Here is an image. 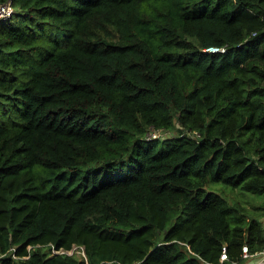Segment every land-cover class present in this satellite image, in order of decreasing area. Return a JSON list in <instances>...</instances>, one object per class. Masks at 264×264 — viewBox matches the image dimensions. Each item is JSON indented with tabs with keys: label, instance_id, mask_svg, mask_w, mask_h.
Listing matches in <instances>:
<instances>
[{
	"label": "trees",
	"instance_id": "trees-1",
	"mask_svg": "<svg viewBox=\"0 0 264 264\" xmlns=\"http://www.w3.org/2000/svg\"><path fill=\"white\" fill-rule=\"evenodd\" d=\"M7 2L0 264H239L263 249L264 0ZM218 183L256 192L257 212ZM75 243L88 261L51 253Z\"/></svg>",
	"mask_w": 264,
	"mask_h": 264
},
{
	"label": "built area",
	"instance_id": "built-area-1",
	"mask_svg": "<svg viewBox=\"0 0 264 264\" xmlns=\"http://www.w3.org/2000/svg\"><path fill=\"white\" fill-rule=\"evenodd\" d=\"M13 13H14V7L11 4V2L0 4V17H2L4 19H8L13 15ZM205 50L210 51V52H225L226 46H222V47L212 46V47H209ZM156 136H157V134L155 132H152V130L148 133V138H150V137L154 138ZM51 253H52V255H54V254H57V255H64V254L77 255L78 257H80V259H85L86 261H88L86 247L83 244H76L75 243L69 249H66L63 247L62 248H56L55 245L51 244ZM241 256H242L243 260H250L254 264H264V247L262 250H260L258 252L251 253L249 251L248 247L245 246ZM26 257H28V256H26ZM227 259H228V254H227L226 248H224L223 252L221 254V261H225Z\"/></svg>",
	"mask_w": 264,
	"mask_h": 264
},
{
	"label": "rangeland",
	"instance_id": "rangeland-1",
	"mask_svg": "<svg viewBox=\"0 0 264 264\" xmlns=\"http://www.w3.org/2000/svg\"><path fill=\"white\" fill-rule=\"evenodd\" d=\"M14 20H15V18H13V20L11 22L12 23L15 22ZM177 127L180 128V125H177ZM152 132H155L157 134L156 137H161V138H167L168 137L169 138V137L174 136L175 132H177V131H166V130H162V129H152ZM218 184L219 185H217L215 187L219 186V190L218 191L222 195H224L225 197H227L231 201H235V203L237 201L240 202V203H244V205H246L250 209H252L255 212H257L258 207L261 205L262 198L256 192H253V191H242V190H239V189H233V187L230 186V185H224V184H221V183H218ZM232 203H234V202H232ZM258 218L264 224V215H258Z\"/></svg>",
	"mask_w": 264,
	"mask_h": 264
},
{
	"label": "crops",
	"instance_id": "crops-1",
	"mask_svg": "<svg viewBox=\"0 0 264 264\" xmlns=\"http://www.w3.org/2000/svg\"><path fill=\"white\" fill-rule=\"evenodd\" d=\"M239 264H254L252 261L250 260H243L241 263Z\"/></svg>",
	"mask_w": 264,
	"mask_h": 264
}]
</instances>
